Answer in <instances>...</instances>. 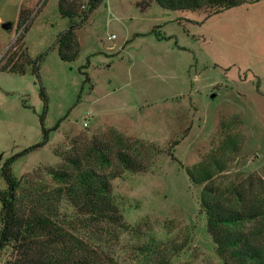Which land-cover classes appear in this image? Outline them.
Listing matches in <instances>:
<instances>
[{"label": "rangeland", "instance_id": "1", "mask_svg": "<svg viewBox=\"0 0 264 264\" xmlns=\"http://www.w3.org/2000/svg\"><path fill=\"white\" fill-rule=\"evenodd\" d=\"M71 26L78 45L63 59L57 40ZM14 52L24 72L3 68ZM119 136L145 165L112 180L125 219L149 220L158 239L187 238L175 264H221L188 168L219 151L227 164L216 183L264 180V0L218 13L154 0H0V191L5 165L50 182L37 170L62 164L60 151Z\"/></svg>", "mask_w": 264, "mask_h": 264}, {"label": "trees", "instance_id": "2", "mask_svg": "<svg viewBox=\"0 0 264 264\" xmlns=\"http://www.w3.org/2000/svg\"><path fill=\"white\" fill-rule=\"evenodd\" d=\"M101 1L90 0L91 8ZM154 1L172 10L208 8L218 13L259 0ZM62 9L75 12L71 3ZM75 36L71 26L58 37L61 58L75 53ZM23 56L24 52H14L3 68L24 72ZM40 94L47 109L43 86ZM130 147L119 136L117 143L93 139L82 151H60L62 164L37 170L45 171L50 182L30 175L18 178L5 165L2 173L8 187L0 191V257L9 250L7 264H175L174 257L188 246V239L177 241L170 235L158 239L149 220L129 223L114 198L116 176L145 168ZM218 153L188 168L193 183L201 187L200 211L206 214L216 254L221 264H264V180L216 183L227 164L219 162ZM66 206L72 211L63 210ZM125 233L132 240L124 244Z\"/></svg>", "mask_w": 264, "mask_h": 264}, {"label": "water", "instance_id": "3", "mask_svg": "<svg viewBox=\"0 0 264 264\" xmlns=\"http://www.w3.org/2000/svg\"><path fill=\"white\" fill-rule=\"evenodd\" d=\"M12 26H13V23H12V22H8V21H7V22L2 23V27H3L4 29H6V30L11 29Z\"/></svg>", "mask_w": 264, "mask_h": 264}, {"label": "built area", "instance_id": "4", "mask_svg": "<svg viewBox=\"0 0 264 264\" xmlns=\"http://www.w3.org/2000/svg\"><path fill=\"white\" fill-rule=\"evenodd\" d=\"M112 37H114V35ZM85 125H87V123H85Z\"/></svg>", "mask_w": 264, "mask_h": 264}]
</instances>
